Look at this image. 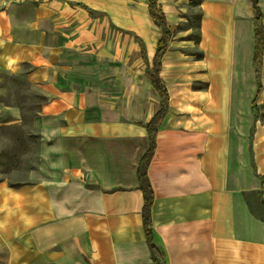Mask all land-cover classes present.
Masks as SVG:
<instances>
[{"label": "crops", "instance_id": "crops-1", "mask_svg": "<svg viewBox=\"0 0 264 264\" xmlns=\"http://www.w3.org/2000/svg\"><path fill=\"white\" fill-rule=\"evenodd\" d=\"M1 1L0 78L29 64L26 79L46 100L24 181L0 170V264H155L136 176L143 124L161 101L147 72L160 37L147 0L137 17L147 77L119 108L108 86L84 77L73 87L66 44L54 42L62 13ZM183 1L159 0L172 37L159 73L168 106L147 167L153 243L165 264H264V53L258 91L252 0H199L197 41L180 26ZM19 119L0 99V126Z\"/></svg>", "mask_w": 264, "mask_h": 264}, {"label": "rangeland", "instance_id": "rangeland-1", "mask_svg": "<svg viewBox=\"0 0 264 264\" xmlns=\"http://www.w3.org/2000/svg\"><path fill=\"white\" fill-rule=\"evenodd\" d=\"M146 0H2L1 3L52 5L63 14V30L54 31V42L65 43V63L73 76V87L79 78L90 83H101L119 108L121 96H131L135 84L147 77L144 58L145 45L138 32V11ZM199 0H184L180 13L185 19L181 27L191 29L196 36ZM62 35V37H61ZM92 54L95 70L83 54ZM32 67L24 65L17 75L0 78V99L7 105L15 104L20 119L0 126V170L11 183L24 181L26 171L35 162L39 146L38 118L44 95L31 87L26 73ZM67 73V72H66ZM74 73V75H73ZM101 77V80L99 79ZM100 80V81H99ZM77 89V88H74ZM104 91V90H103ZM7 116L1 118L8 119ZM3 122V121H2Z\"/></svg>", "mask_w": 264, "mask_h": 264}, {"label": "trees", "instance_id": "trees-1", "mask_svg": "<svg viewBox=\"0 0 264 264\" xmlns=\"http://www.w3.org/2000/svg\"><path fill=\"white\" fill-rule=\"evenodd\" d=\"M252 9L253 28L255 34V45L252 63L258 80L259 66L262 61V53H264V30H262V16L264 15H262L260 11L258 0H252ZM147 11L154 25L160 30V37L156 44V48L151 61V66L148 68L147 72L149 74L150 82L153 88L159 94L161 101L159 108L154 112L150 119L143 124L147 132L149 144L147 149L141 155L140 160L137 164L136 176L138 180V188L141 190L143 195V205L141 209L142 226L145 234V239L150 251V255L155 264H165L162 255L159 250L155 247L152 238V223L150 210L153 200V190L147 175V167L155 150L157 124L166 113L168 106V92L163 84L159 73L161 66V58L165 53L166 49L168 48L169 41L172 37V31L170 29L168 21L166 20L165 14L159 3V0H147ZM198 26L199 14L196 24V30ZM197 39L198 36L196 34V41ZM142 54H144L143 48ZM259 89L260 84L258 80V91Z\"/></svg>", "mask_w": 264, "mask_h": 264}]
</instances>
